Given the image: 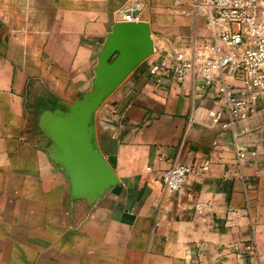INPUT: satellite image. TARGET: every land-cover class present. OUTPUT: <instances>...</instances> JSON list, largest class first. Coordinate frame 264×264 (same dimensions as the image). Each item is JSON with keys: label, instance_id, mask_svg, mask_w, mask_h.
Listing matches in <instances>:
<instances>
[{"label": "crops", "instance_id": "0c3cea01", "mask_svg": "<svg viewBox=\"0 0 264 264\" xmlns=\"http://www.w3.org/2000/svg\"><path fill=\"white\" fill-rule=\"evenodd\" d=\"M127 1L0 0V264H264V113L214 124V87L149 72L161 54L203 45L190 25L204 17L170 12L173 0H138L153 53L94 114L119 183L71 197L40 117L92 89ZM178 163L195 171L174 193L157 174Z\"/></svg>", "mask_w": 264, "mask_h": 264}, {"label": "built area", "instance_id": "2783aa9c", "mask_svg": "<svg viewBox=\"0 0 264 264\" xmlns=\"http://www.w3.org/2000/svg\"><path fill=\"white\" fill-rule=\"evenodd\" d=\"M139 8L138 0H128L121 20H139L135 13ZM169 11L185 18L203 16V45L192 43L170 55L161 54L151 62L149 72L170 70L178 80L199 75L222 101V108L209 112L214 124L220 123L225 113L239 120L248 119L259 106L264 113V0H173ZM236 149L238 157L244 158L247 149L240 145ZM194 171L191 165L178 163L159 172L157 178L168 191L179 193L185 178Z\"/></svg>", "mask_w": 264, "mask_h": 264}, {"label": "water", "instance_id": "95a60500", "mask_svg": "<svg viewBox=\"0 0 264 264\" xmlns=\"http://www.w3.org/2000/svg\"><path fill=\"white\" fill-rule=\"evenodd\" d=\"M151 26L145 20L115 22L98 52L92 89L73 103L43 111L40 122L55 143V157L69 181L70 195L94 200L119 183L98 147L93 118L98 107L153 53Z\"/></svg>", "mask_w": 264, "mask_h": 264}, {"label": "rangeland", "instance_id": "374dc122", "mask_svg": "<svg viewBox=\"0 0 264 264\" xmlns=\"http://www.w3.org/2000/svg\"><path fill=\"white\" fill-rule=\"evenodd\" d=\"M190 26H194V27L196 28V31H198V32H201V30H202V31L206 30V28H205V25H204V27H203V28H202V27H200V29H199V27H198V26H196V25H195V23H191V25H190ZM194 27H193V28H194ZM194 32H195V31H194ZM195 33H196V32H195ZM195 33H193V35H192L193 37H195V36H196V34H195ZM194 34H195V36H194Z\"/></svg>", "mask_w": 264, "mask_h": 264}]
</instances>
